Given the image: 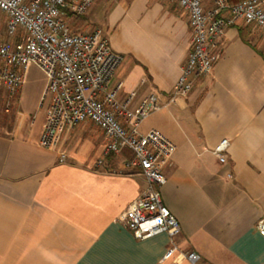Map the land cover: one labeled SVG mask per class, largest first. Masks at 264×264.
I'll return each mask as SVG.
<instances>
[{"label":"crops","instance_id":"1","mask_svg":"<svg viewBox=\"0 0 264 264\" xmlns=\"http://www.w3.org/2000/svg\"><path fill=\"white\" fill-rule=\"evenodd\" d=\"M97 24L122 57L110 80L134 110L156 92L162 101L190 48L186 13L172 0H93ZM211 73L185 96L146 117L175 146L163 168L162 202L179 222L169 238L136 239L117 221L144 189L126 167L131 152L103 155L102 132L84 121L56 148L39 144L45 107L26 115L11 98L14 121L0 120V264H264V30L253 23L225 27ZM150 118L148 123L143 122ZM226 138L221 162L212 149ZM101 159L99 165L96 161Z\"/></svg>","mask_w":264,"mask_h":264},{"label":"built area","instance_id":"2","mask_svg":"<svg viewBox=\"0 0 264 264\" xmlns=\"http://www.w3.org/2000/svg\"><path fill=\"white\" fill-rule=\"evenodd\" d=\"M92 1L0 0V91L13 97L24 82L28 65L35 64L46 77L40 102L45 107L38 140L41 146L56 148L64 131L89 121L102 132L104 156L130 150L125 166L141 175L145 187L116 220L136 239L165 233L169 247L163 257L169 258L176 249L173 239L180 226L162 202L159 189L165 180L163 168L170 163L175 146L160 131L150 128L140 133L138 127L153 112L185 96L195 80L211 73L225 27L253 23L264 30V0L234 4L213 0L210 6L202 0H172L187 15V57L169 98L162 101L151 92L134 110L129 108L130 97L117 98L121 83L110 84L122 57L112 50L102 30L74 31L64 19L66 12L84 15ZM228 146L229 141L221 138L213 147L219 161H225ZM254 228L264 238V215ZM184 257L191 264H202L194 252Z\"/></svg>","mask_w":264,"mask_h":264},{"label":"rangeland","instance_id":"3","mask_svg":"<svg viewBox=\"0 0 264 264\" xmlns=\"http://www.w3.org/2000/svg\"><path fill=\"white\" fill-rule=\"evenodd\" d=\"M206 6L212 4V0H202ZM91 8V7H90ZM89 8V9H90ZM88 11L81 17H76L70 22V27L77 31H90L94 28H99L97 24H91L88 18ZM46 82V77L43 71L35 64H29L24 75V82L20 88L18 108L26 115L36 114L43 109L44 105H40L41 95ZM2 114L6 116V120L9 122L14 121L15 111L9 100L3 99L0 96V120ZM150 118H147L144 122L148 123Z\"/></svg>","mask_w":264,"mask_h":264},{"label":"trees","instance_id":"4","mask_svg":"<svg viewBox=\"0 0 264 264\" xmlns=\"http://www.w3.org/2000/svg\"><path fill=\"white\" fill-rule=\"evenodd\" d=\"M240 1H242V0H225V2L226 3H228V4H234V3H238V2H240ZM212 2H213V0H212ZM206 6V5H205ZM81 16H83V15H79V16H77V15H74V14H72V13H68V12H66L65 13V16H64V19L67 21V23L70 25L71 24V20L72 19H74V18H76V17H81ZM74 31H77V30H74ZM110 155V154H109Z\"/></svg>","mask_w":264,"mask_h":264}]
</instances>
